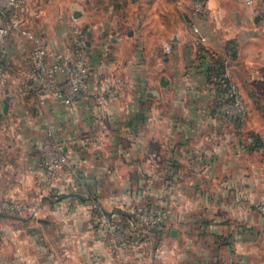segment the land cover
I'll return each instance as SVG.
<instances>
[{
  "label": "crops",
  "instance_id": "crops-1",
  "mask_svg": "<svg viewBox=\"0 0 264 264\" xmlns=\"http://www.w3.org/2000/svg\"><path fill=\"white\" fill-rule=\"evenodd\" d=\"M252 1L251 8L245 0H208L203 19L183 13L188 29L196 24L205 37L200 44L186 29L173 32V6L182 9V0H137L136 8L122 0L127 14L117 26L125 31L113 20L84 23L92 74L73 105L52 95L38 100L27 78L30 42L20 33L8 38L0 199L40 202L39 214L22 218L21 229L9 227L11 242L26 243L25 264H121L106 246L99 214L123 222L131 239L125 220L132 206L164 201L168 231L149 233L153 264H264V215L239 203L264 199V0ZM44 2L28 0L19 16L25 29L44 37L52 61L71 47L62 28L35 30L34 21L46 27L50 20L42 14ZM231 48V74L251 88L249 121L234 133L196 124L207 112L194 108L187 83L179 84L205 79L202 69L209 65L185 54L227 57ZM48 131L70 154L75 179L42 180L37 144ZM20 255L14 253L11 264ZM126 258L143 262L138 247Z\"/></svg>",
  "mask_w": 264,
  "mask_h": 264
},
{
  "label": "built area",
  "instance_id": "built-area-1",
  "mask_svg": "<svg viewBox=\"0 0 264 264\" xmlns=\"http://www.w3.org/2000/svg\"><path fill=\"white\" fill-rule=\"evenodd\" d=\"M190 1L193 14L199 19L205 18L209 11L208 0ZM245 4L253 7L252 0H245ZM27 6L28 0H0V94L4 92L8 78L6 70L7 40L14 33H20L30 42V65L27 72L30 90L40 102L52 95L59 98L64 104H76L80 95L86 93L92 74L89 61L91 42L86 29H75L69 55H59L49 61L44 37L23 27L19 14L24 13ZM191 31L198 42L205 41V37L196 24L191 23ZM222 76L224 77L225 74ZM230 96L233 102L231 107L236 108L233 111L237 115H242L244 106L241 98L234 89ZM225 106L228 108L229 104ZM230 112L231 109H228V113ZM37 150V170L46 184H56L63 179L73 180L76 178L77 170L70 154L65 150L62 142L53 138L51 131H48L47 137L37 144ZM239 203L248 205L259 214L264 215V199L257 201L241 199ZM32 207V202L17 198L0 199V214H29L34 211ZM168 215L169 208L166 201L160 205L134 204L125 220L132 232L131 239L127 236L123 222L103 213L99 214L98 220L105 228V243L108 250L121 261V264H134L126 258V254L131 252L134 247L140 249V255L143 257L141 264H153V256L149 255L148 251L149 233L167 232Z\"/></svg>",
  "mask_w": 264,
  "mask_h": 264
},
{
  "label": "rangeland",
  "instance_id": "rangeland-1",
  "mask_svg": "<svg viewBox=\"0 0 264 264\" xmlns=\"http://www.w3.org/2000/svg\"><path fill=\"white\" fill-rule=\"evenodd\" d=\"M44 5H42L41 9H43V16L48 17L50 19L47 21V26L45 27V23L41 26V23L38 21H34L35 30H40L39 28L48 29L50 32L53 30H57V28H62L63 31H66L68 34V44L72 49V39L74 35V31L76 28H85L84 23L87 22H99L105 20H113L115 27L123 20L125 15L127 14V7L121 5L122 0H44ZM188 0H182L183 8L179 9L175 5L173 6V32L177 29L176 27H180L181 29H186L188 33L193 36V41L198 42L196 37L194 36L191 29H188V24H186L183 13H190L193 15L192 8H190L189 3H186ZM134 8H136L137 0H133ZM191 2V1H190ZM125 3V2H124ZM73 10H78L80 15L75 18L73 16ZM82 11H85V20H80L82 18ZM115 20L117 21L115 23ZM45 22V21H44ZM125 25L123 24L122 27H119L121 31H125ZM176 28V29H175ZM46 29V30H47ZM45 41V39H44ZM205 42V41H204ZM201 44V42H198ZM197 49L199 50L200 47L196 44ZM187 58H194L201 64H212L214 62L218 63V60L224 66V73L225 76L217 77L216 73L209 72L211 79H208V70L207 65L202 69L205 79L202 80H179L180 87L185 86L187 83V94L188 97L187 101H191L194 108L201 110V112L206 111L203 116L197 118L196 124L199 125H219L224 127L226 131H232L233 133L238 128H243L244 125L247 124L249 121V106H248V99L251 97V88H250V81L249 80H235L234 76L231 74V67L235 60L236 54L231 48L230 52L226 55L227 57H220L217 54L207 53V56L204 54H200L195 56L194 54L188 55L185 54ZM207 58L206 61H201V59ZM103 59L108 60L110 56L105 54ZM174 60V58H173ZM184 61H187L184 58ZM174 62V61H173ZM227 67L229 68L228 72ZM207 70V71H206ZM151 72V70H147V73ZM201 71V72H202ZM152 73V72H151ZM149 74V73H148ZM117 76V75H116ZM114 77V80H124L123 77H118V79ZM116 78V79H115ZM222 78V79H221ZM183 83V84H182ZM182 85V86H181ZM189 87V89H188ZM235 90L244 106V113L242 115H237L234 109L235 107H231L233 103L231 100L230 93L232 90ZM151 90L147 91L148 93ZM175 92V91H174ZM173 92V93H174ZM167 93V92H166ZM164 100L162 101L163 108L168 107V100L167 97L164 96ZM185 99V98H184ZM226 108L225 105H228ZM233 108V109H232ZM228 109H231V112L228 113ZM210 114V115H209ZM236 114V115H235ZM235 115V116H234ZM264 137V134H262ZM261 140V139H260ZM34 201L32 203V209L34 211L28 213H24L22 215L16 214H3L4 216H8L6 218L0 219V264H11V261L14 258V253L20 251L21 261L18 264H25L24 257L28 252L26 243L18 241L19 243L15 244V242H11L9 238V227L16 226L18 229H21L22 225V218H28L31 216L38 215L39 213H35L37 204L40 202ZM23 231V230H20ZM8 232V233H7ZM23 257V259H22ZM13 262V261H12Z\"/></svg>",
  "mask_w": 264,
  "mask_h": 264
},
{
  "label": "trees",
  "instance_id": "trees-1",
  "mask_svg": "<svg viewBox=\"0 0 264 264\" xmlns=\"http://www.w3.org/2000/svg\"><path fill=\"white\" fill-rule=\"evenodd\" d=\"M207 67H208L207 68V70H208L207 73L208 74H209V72L216 73V75H217L218 78H219V76L221 77L223 75V73H224V66L221 64V62L219 60H218V63L217 62H214L212 64L207 65ZM210 75L211 74H209L207 76L209 80L211 79Z\"/></svg>",
  "mask_w": 264,
  "mask_h": 264
},
{
  "label": "water",
  "instance_id": "water-1",
  "mask_svg": "<svg viewBox=\"0 0 264 264\" xmlns=\"http://www.w3.org/2000/svg\"><path fill=\"white\" fill-rule=\"evenodd\" d=\"M80 15V12L78 10H73V16L75 18H77L78 16ZM160 84L161 85H165L166 84V80H164V78H161L160 79ZM7 101H8V97L6 96L3 103H4V106H3V113H6V110H7ZM2 214H0L1 216ZM39 221L41 222H46L47 220L46 219H39Z\"/></svg>",
  "mask_w": 264,
  "mask_h": 264
}]
</instances>
